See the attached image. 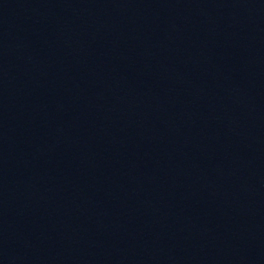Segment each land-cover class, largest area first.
<instances>
[{"label":"water","instance_id":"95a60500","mask_svg":"<svg viewBox=\"0 0 264 264\" xmlns=\"http://www.w3.org/2000/svg\"><path fill=\"white\" fill-rule=\"evenodd\" d=\"M181 264H264V0H251L232 53Z\"/></svg>","mask_w":264,"mask_h":264}]
</instances>
